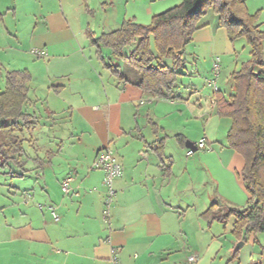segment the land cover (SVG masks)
Instances as JSON below:
<instances>
[{
    "label": "crops",
    "instance_id": "1",
    "mask_svg": "<svg viewBox=\"0 0 264 264\" xmlns=\"http://www.w3.org/2000/svg\"><path fill=\"white\" fill-rule=\"evenodd\" d=\"M96 2L0 0V92L9 72L28 70L24 112L34 122L24 133L22 167H0L3 174L28 176L23 192L9 190L14 198L0 212V264H110L112 248L120 264H215L222 247L216 239L232 232L236 218L229 228L231 216L215 220L206 211L214 203L225 211L243 209L249 199L238 175L244 160L227 145V135L219 136L231 120L215 108L216 91L232 93L230 77L227 89L218 78L223 57L237 45L219 23L198 29L182 52L185 66L172 97L159 96L139 87V72L129 69L126 57L134 47L122 57L102 47L100 56L92 42L136 21L140 0ZM259 25L264 29V21ZM114 58H121L124 77L108 68ZM201 140L205 149L198 147ZM104 148L123 167L109 216L105 171L93 167ZM247 233L242 239H258ZM228 252L236 261V248Z\"/></svg>",
    "mask_w": 264,
    "mask_h": 264
},
{
    "label": "trees",
    "instance_id": "2",
    "mask_svg": "<svg viewBox=\"0 0 264 264\" xmlns=\"http://www.w3.org/2000/svg\"><path fill=\"white\" fill-rule=\"evenodd\" d=\"M209 9L219 17L230 41L244 38L250 47L249 59L230 75L232 93H215L216 113L231 120L227 145L244 160L238 175L245 183L248 204L225 211L214 203L205 213L222 221L234 215L232 232L242 239L244 231L264 233V29L257 24L260 12L249 13L246 0H182L180 5L153 15L150 24L126 20L120 28L92 38V42L100 56L101 48L107 47L117 57L137 42L126 61L140 74L138 86L172 97L173 84L185 66L182 52L193 41L198 21ZM108 68L124 77L118 65ZM29 80L28 70L11 71L0 92V167L10 162L22 167L24 133L34 127L32 117L24 112Z\"/></svg>",
    "mask_w": 264,
    "mask_h": 264
},
{
    "label": "rangeland",
    "instance_id": "3",
    "mask_svg": "<svg viewBox=\"0 0 264 264\" xmlns=\"http://www.w3.org/2000/svg\"><path fill=\"white\" fill-rule=\"evenodd\" d=\"M111 1L114 2L115 6H117V5L119 6V4H120L118 2V0H109V2H111ZM181 2H182V0H140L139 10H138L136 21L138 23H141L144 25L150 24L152 21L153 15L162 13V12H164L170 8H173L177 5H180ZM248 3H250L251 8L253 7L252 9H254V11H255L253 14H255L258 11L260 12V16L257 20V24L263 23L264 19H263V17H261V15H262L261 14L262 13L261 8L264 7V0H246V6ZM91 5L95 7L97 5L96 0H91ZM129 9H132V8H129V6L126 7V10H128V12L131 13V11ZM213 22H214V24L219 23V17L217 16V14L212 9H209L206 12V14H204L199 19L198 24H197V26H198L197 30L202 28L203 26L205 27V25H207L209 23H213ZM10 23H11V21L9 20L6 23V26L10 27ZM109 29H112V28H109ZM193 38H194V36H193ZM208 40L209 39H207V41ZM243 40L244 41H237V42L235 40L234 43H236V45H237L236 46L237 47L236 52L231 54V55H225L223 57V62L221 63V72H220L221 76L218 78L219 79L218 85L222 89L228 88L229 85L227 83V80L229 79L231 73L236 71V70L241 69L242 64L245 61H247L248 51H246V52L243 51V49H244L243 45H246V47H248V50L250 47L247 44V41H245V39H243ZM242 42H244V43H242ZM26 44L28 45V43H26ZM136 44H137V42H134L132 45L126 47L123 50V53H127L132 47H135ZM26 49L28 50L29 48H26ZM119 60H121V58H116V59L114 58L111 61V63H113L115 65L122 63ZM165 63L171 64V60L165 59ZM186 65H187L186 71H191L192 70V62L188 61ZM200 65L202 66V69L205 72L210 71L211 66L208 62H205V60H202V64H200ZM128 66H129V69L135 70L132 66H130V65H128ZM123 69L126 70V68H123ZM185 79L188 80V78H185ZM206 90H208V89H206ZM207 102H209V100H207ZM222 130H221V132L219 131V136L225 138V136L228 133V130H224V132H222ZM194 141L196 142L197 140H194ZM198 151L202 152L201 149H199ZM27 178H28V176H14L13 174H10V173H8V174L0 173V205H1L0 206V212L2 214L4 213V209H5L4 205L5 204L10 205L11 204L10 200H12L14 198V192H10L9 190H13V191L18 190V191L23 192L22 190H20L21 183L22 182L25 183L28 180ZM242 182L244 183L243 180H242ZM238 209H241V208H238ZM235 218L236 217L234 215L231 216L230 222H228V224H227L229 226V228L232 226ZM244 234H246L247 236L249 235L247 233V231H244ZM255 235H259L257 237L258 241L254 238L252 240H250L249 237H247V240L239 239L237 236L234 235L233 232L228 231L226 234H223V232H222L221 235L218 237V239H216L217 242H220L222 247H221V250L219 252V255L217 256V260L215 261V264H264V233H256ZM232 245L237 250L236 261H233L231 259V256L228 252L229 247H231Z\"/></svg>",
    "mask_w": 264,
    "mask_h": 264
},
{
    "label": "built area",
    "instance_id": "4",
    "mask_svg": "<svg viewBox=\"0 0 264 264\" xmlns=\"http://www.w3.org/2000/svg\"><path fill=\"white\" fill-rule=\"evenodd\" d=\"M1 50V47H0ZM34 54L37 56H44L45 51L35 49ZM214 70L216 74L219 73V59L217 58L214 62ZM215 88L217 89V86L215 85ZM198 147L201 149H205L206 143L204 140H201L198 144ZM94 168H101L105 171V177H104V184L108 188V195L105 200V209L104 213L106 216H109L110 213V206L113 202V198L115 196V191L113 188V182L117 177L122 176L123 174V167L120 164V162L116 159L114 152L109 148H104L100 150L95 158V161L93 162ZM63 190L65 192L68 191V183H64ZM52 214L57 219L56 212L53 208H51ZM110 264H120L119 260V254L117 248L111 249V256H110Z\"/></svg>",
    "mask_w": 264,
    "mask_h": 264
},
{
    "label": "water",
    "instance_id": "5",
    "mask_svg": "<svg viewBox=\"0 0 264 264\" xmlns=\"http://www.w3.org/2000/svg\"><path fill=\"white\" fill-rule=\"evenodd\" d=\"M186 146H187L189 149H191L192 151H193V150H196V147H194V144H193L192 142H190V141L186 143Z\"/></svg>",
    "mask_w": 264,
    "mask_h": 264
}]
</instances>
